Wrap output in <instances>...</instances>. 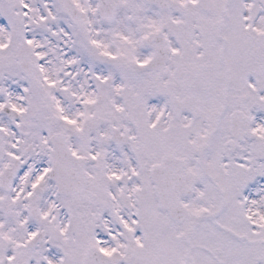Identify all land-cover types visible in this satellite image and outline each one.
I'll list each match as a JSON object with an SVG mask.
<instances>
[{
    "label": "snow or ice",
    "instance_id": "1",
    "mask_svg": "<svg viewBox=\"0 0 264 264\" xmlns=\"http://www.w3.org/2000/svg\"><path fill=\"white\" fill-rule=\"evenodd\" d=\"M0 264H264V0H0Z\"/></svg>",
    "mask_w": 264,
    "mask_h": 264
}]
</instances>
